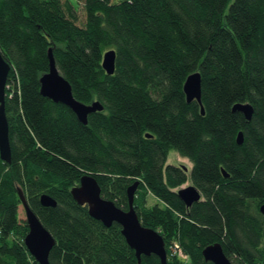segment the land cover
<instances>
[{
    "label": "trees",
    "instance_id": "trees-1",
    "mask_svg": "<svg viewBox=\"0 0 264 264\" xmlns=\"http://www.w3.org/2000/svg\"><path fill=\"white\" fill-rule=\"evenodd\" d=\"M49 48L74 96L103 103L86 123L40 92ZM0 49L12 150L0 157V264H39L18 187L55 238L53 264H164L155 253L138 261L118 222L72 196L84 172L123 208L138 180L133 204L163 235L167 264H214L202 249L217 241L234 262L264 264V0H0ZM196 70L204 112L183 90ZM237 101L252 104L250 119ZM171 148L190 169L166 162ZM189 178L201 192L190 205L177 193Z\"/></svg>",
    "mask_w": 264,
    "mask_h": 264
},
{
    "label": "water",
    "instance_id": "water-1",
    "mask_svg": "<svg viewBox=\"0 0 264 264\" xmlns=\"http://www.w3.org/2000/svg\"><path fill=\"white\" fill-rule=\"evenodd\" d=\"M115 57L116 50L114 48L106 49L103 52L102 65L108 73H112L115 69ZM48 58L49 68L39 79L40 92L54 101H60L68 105L77 118L86 123L88 114L102 109L103 103L99 99H94L91 102L77 99L72 92L70 81L60 72L51 48L48 50ZM10 67V63L3 56L0 49V157L4 161H10L12 156L9 123L6 114V87ZM183 90L186 99L188 101L196 99L200 103L201 111L204 112L201 99L200 71H193L186 76ZM232 109L242 111L246 119H250L253 112V106L248 101H237L232 105ZM236 140L238 143L242 142V130L238 131ZM183 166L187 168L185 164ZM223 172L228 175L224 169ZM137 185L138 180H135L127 188L128 208H123L113 199L103 196L101 186L91 172H84L80 176L79 182L74 184L70 191L79 203L87 204L88 211L92 216L100 219L105 225H111L114 221L121 225V231L129 245L134 248L138 261L141 260L142 254L155 253L160 257L162 263L167 264V250L163 235L157 229L142 223L133 204ZM18 192L29 227L24 237V242L39 264H53L49 255L55 243V238L43 224L37 213L31 208L20 187H18ZM177 193L188 205L201 198L200 190L193 183L179 187ZM40 201L45 205L56 204V200L47 193L41 194ZM260 209L264 213V202L260 205ZM202 252L205 259L211 260L214 264H241L232 261L218 241L206 245Z\"/></svg>",
    "mask_w": 264,
    "mask_h": 264
},
{
    "label": "rangeland",
    "instance_id": "rangeland-1",
    "mask_svg": "<svg viewBox=\"0 0 264 264\" xmlns=\"http://www.w3.org/2000/svg\"><path fill=\"white\" fill-rule=\"evenodd\" d=\"M76 13H77V16H78V21L79 23H83L84 22V19H85V13H84V8H83V3L81 1L78 2V4L76 5ZM167 163H176V164H185L187 166L188 169H190L191 165H192V162L191 160L180 154L175 148H171L168 152V155H167ZM192 183L190 178L185 181L184 183H182L180 185L181 186H185V185H188ZM156 199L153 197V196H150L149 198V202H154ZM19 215L21 218H25V210H24V207L22 204L19 205Z\"/></svg>",
    "mask_w": 264,
    "mask_h": 264
},
{
    "label": "built area",
    "instance_id": "built-area-1",
    "mask_svg": "<svg viewBox=\"0 0 264 264\" xmlns=\"http://www.w3.org/2000/svg\"><path fill=\"white\" fill-rule=\"evenodd\" d=\"M173 250L178 252V253H180V254H182V251L179 249V246H178L177 243L173 244ZM183 255L186 256L185 254H183Z\"/></svg>",
    "mask_w": 264,
    "mask_h": 264
}]
</instances>
